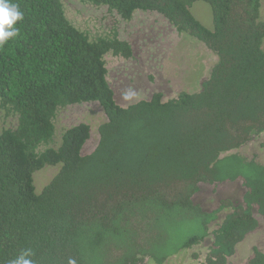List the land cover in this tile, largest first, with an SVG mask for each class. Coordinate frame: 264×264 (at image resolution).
<instances>
[{"label":"trees","instance_id":"16d2710c","mask_svg":"<svg viewBox=\"0 0 264 264\" xmlns=\"http://www.w3.org/2000/svg\"><path fill=\"white\" fill-rule=\"evenodd\" d=\"M79 1L122 21L153 14L216 58L197 92L154 91L121 106L104 58L129 60L133 45L91 39L60 0H13L24 17L0 47V109L15 118L0 126V264L29 248L35 264H164L207 239L200 264H227L264 220V162L240 153L264 145L262 0ZM197 2L210 7L211 29L194 17ZM86 104L104 113L89 151L88 124L55 127L60 109ZM46 167L58 171L37 192ZM237 179L242 202L222 218L225 203L208 211L197 201L202 188ZM196 222L183 239L181 227ZM250 264H264V252L254 249Z\"/></svg>","mask_w":264,"mask_h":264},{"label":"rangeland","instance_id":"374dc122","mask_svg":"<svg viewBox=\"0 0 264 264\" xmlns=\"http://www.w3.org/2000/svg\"><path fill=\"white\" fill-rule=\"evenodd\" d=\"M60 1L67 19L91 39L117 34L120 39L133 45L134 57L129 60L111 53L104 58L108 82L121 106L148 98L154 91L161 92L164 99L174 98L181 91L197 92L215 61V55L206 47L186 35L177 34L153 14L136 13L130 21H122L105 7L93 6L79 0ZM262 2L264 17V0ZM192 13L205 27L212 28V14L207 4L195 3ZM103 121L104 113L97 105H76L57 112L55 127L58 133L79 122L88 124L91 139L86 149L89 151L96 144L97 129ZM14 124L15 118L0 109V126L10 127ZM240 151L249 158L264 162V145H260V141ZM57 171V167H46L35 173L34 184L37 192L50 182ZM197 201L208 211L221 206L207 200L205 193H199ZM181 230L184 239L200 230V227L198 222L186 223ZM175 239L180 241L181 237ZM247 241L250 242V239ZM248 242L239 249L242 258L246 256ZM197 251L198 249L195 252ZM192 255L191 249L181 250L170 256L164 264H187L189 260L193 261Z\"/></svg>","mask_w":264,"mask_h":264},{"label":"flooded vegetation","instance_id":"af4514ba","mask_svg":"<svg viewBox=\"0 0 264 264\" xmlns=\"http://www.w3.org/2000/svg\"><path fill=\"white\" fill-rule=\"evenodd\" d=\"M133 56H134V51H133ZM245 191L246 189L243 186V182L240 179H237L235 181H231V182L229 181L223 184L204 187L201 189L199 193H205L207 200H209L211 203L215 202L216 205H220V204L222 205L223 203H225V205L228 206L229 208L228 212H227L228 208L225 207L219 211L217 216L219 218H222L227 213L233 211L232 210L233 207L237 206L239 203L242 202V198ZM257 221H258V227L254 231L247 234L244 240L236 246L235 253L233 254V256L227 259V264H250L251 260L254 257V249H258L259 251L264 252V220L262 217L257 216ZM248 239H250V242L247 241ZM209 242L210 241L208 239L204 240L200 246L191 249L193 254L196 253L195 251L196 249H198L196 253L198 254V259L193 261L189 260L187 264H194V263L200 264L208 253V250H206L204 247H206V245H208ZM246 242H248L246 245L247 247L246 256L242 258L240 257L239 249L242 248V246L244 247L245 246L244 244Z\"/></svg>","mask_w":264,"mask_h":264},{"label":"clouds","instance_id":"9594fccd","mask_svg":"<svg viewBox=\"0 0 264 264\" xmlns=\"http://www.w3.org/2000/svg\"><path fill=\"white\" fill-rule=\"evenodd\" d=\"M23 17V11L13 0H0V47L19 35V29L14 25L22 21ZM33 255L30 248L23 249L16 258L9 261V264H35ZM68 264H76V260L70 258Z\"/></svg>","mask_w":264,"mask_h":264}]
</instances>
